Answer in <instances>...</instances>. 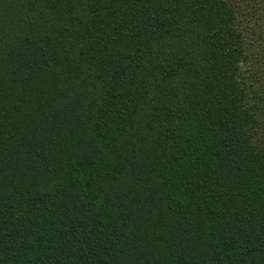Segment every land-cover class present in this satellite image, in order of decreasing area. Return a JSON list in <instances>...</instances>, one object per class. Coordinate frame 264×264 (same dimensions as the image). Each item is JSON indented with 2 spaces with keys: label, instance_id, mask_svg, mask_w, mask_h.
Wrapping results in <instances>:
<instances>
[{
  "label": "trees",
  "instance_id": "trees-1",
  "mask_svg": "<svg viewBox=\"0 0 264 264\" xmlns=\"http://www.w3.org/2000/svg\"><path fill=\"white\" fill-rule=\"evenodd\" d=\"M251 2L0 0V264H264Z\"/></svg>",
  "mask_w": 264,
  "mask_h": 264
},
{
  "label": "rangeland",
  "instance_id": "rangeland-1",
  "mask_svg": "<svg viewBox=\"0 0 264 264\" xmlns=\"http://www.w3.org/2000/svg\"><path fill=\"white\" fill-rule=\"evenodd\" d=\"M247 1L248 0H246V2ZM239 3H240V1L238 2L237 6L234 8L235 12L239 8ZM257 3L256 2H251L250 6L248 7V10H250L251 12H254L255 15H257V14L261 13L262 11H264V0H262V1L261 0H257ZM240 13H243V11L241 9L238 10L237 14L239 15Z\"/></svg>",
  "mask_w": 264,
  "mask_h": 264
}]
</instances>
